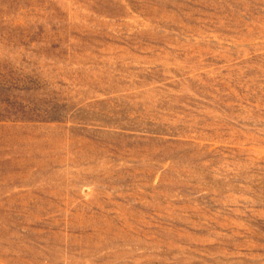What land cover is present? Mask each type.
I'll return each instance as SVG.
<instances>
[{
	"label": "rangeland",
	"instance_id": "1",
	"mask_svg": "<svg viewBox=\"0 0 264 264\" xmlns=\"http://www.w3.org/2000/svg\"><path fill=\"white\" fill-rule=\"evenodd\" d=\"M0 264H264V0H0Z\"/></svg>",
	"mask_w": 264,
	"mask_h": 264
}]
</instances>
